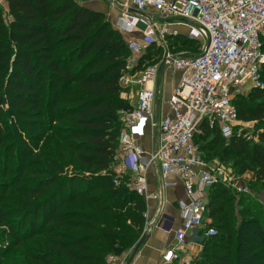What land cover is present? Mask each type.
I'll return each instance as SVG.
<instances>
[{"label":"trees","instance_id":"trees-1","mask_svg":"<svg viewBox=\"0 0 264 264\" xmlns=\"http://www.w3.org/2000/svg\"><path fill=\"white\" fill-rule=\"evenodd\" d=\"M3 1L0 119L20 149L13 148L16 159H7L9 149L0 154V227L9 239L0 264H112L136 246L147 222L146 202L113 183L119 112L132 109L119 86L127 45L80 0ZM167 40L198 44L179 35ZM160 57L159 48H147L133 72ZM260 80L233 99L238 119L260 127L256 141L234 133L226 140L203 123L194 143L204 161L231 160L264 190V65ZM234 200L220 183L208 190L216 235L200 241L199 264H264V211Z\"/></svg>","mask_w":264,"mask_h":264},{"label":"built area","instance_id":"built-area-1","mask_svg":"<svg viewBox=\"0 0 264 264\" xmlns=\"http://www.w3.org/2000/svg\"><path fill=\"white\" fill-rule=\"evenodd\" d=\"M111 1L124 8V15H137L120 17L116 22L119 28H140L141 33L139 41L127 45L130 54L119 80L122 100L130 104L132 90L136 92L132 109L119 112L125 127L115 151L113 183L119 185L125 175L123 184L132 192L145 202L152 198L160 204L147 226L163 225L173 235L175 244L163 252L162 264L184 263L187 260L181 255L191 249L189 246L201 250L200 241L216 235L207 216L208 190L221 181L206 168L194 136L205 123L209 128L217 127L228 140L236 126L247 124L238 119L233 99L242 95L244 87L252 89L262 84L264 0ZM178 27L185 28L186 33H179L175 29ZM178 35L201 42L200 53L171 54L166 38ZM151 44L161 48V60L133 72ZM162 61L164 69L178 74V81L163 101L170 115L158 118L155 103L162 89L161 81L157 85ZM150 172L157 180L153 193L148 191ZM172 177L181 183L184 192V200L177 203V226L161 212L165 192L176 184Z\"/></svg>","mask_w":264,"mask_h":264},{"label":"rangeland","instance_id":"rangeland-1","mask_svg":"<svg viewBox=\"0 0 264 264\" xmlns=\"http://www.w3.org/2000/svg\"><path fill=\"white\" fill-rule=\"evenodd\" d=\"M80 4L88 6L91 9H95V10L98 9L100 11H104L105 14H103V15L106 17L107 21L110 23L112 29L115 30L121 37H123L126 45H128V43L131 41H139L140 40L141 33H140V31H138V30H140V28H136L137 30L133 29L132 31H130V28H126V31H122L116 23L120 17L129 16L132 18H137V15H135L133 13H126V14H131V15H124L125 13H123V11L118 10L117 8L113 7L106 0H85L84 2H80ZM120 4L125 6L123 4V2ZM112 12L114 13V15L112 14ZM0 14L3 15L4 18L7 15V6L3 0H0ZM127 21H128V23L131 22V20H127ZM119 24H120V22H119ZM127 29L129 31H127ZM262 37L264 38V33H263ZM171 42L172 41H170V40L166 41V43H171ZM176 42H172V44H171L172 46L168 47V51L171 54L197 55L201 51V45H202L201 42H199L196 46H194L193 44H192V46H188L189 44H187V46H181V41H176ZM153 47L156 49L159 48L158 44H153L148 48L152 49ZM159 49H160V52L162 55V50H161V48H159ZM263 53H264V49H263ZM164 79L166 80L165 73H164V78H163V82L165 85ZM250 90H251V88L249 86H246L242 89L241 94L243 96H246V95H248ZM128 91L129 90L126 89V92H128ZM132 92L134 93V96H133L132 100H130V105H135V92H136L135 89L132 90ZM120 97H121V95H120ZM4 119L5 118L3 116H1V119H0V129H1L0 139H1V142L3 143V146L0 148V154L4 155L5 150L9 149L7 159L8 160L9 159H16V158H18V153H17L16 149H13V148L15 146H17L19 148L20 147L18 144L19 142H18V139L15 137V133H13L10 125L8 124V122H5ZM118 122H119L120 131H121L120 132V136H121L125 126L123 123V117H121L120 115H119ZM259 128L260 127L258 126V124L251 122V123H247L244 125L236 126L233 129V133L237 134V135H240V134L245 135L248 138V140H249V138H251V140L254 142V141H256V134H257ZM24 137L28 139V135H26ZM145 142H147V143H146V145L145 144L144 145L147 146L149 144V141L146 140V141H144V143ZM118 149H119V147H118V142H117L116 143V151H118ZM3 160H4L3 157H0V161L2 162ZM204 162H205V166L208 170L212 169L216 173V175L219 176V179L221 181L219 182V180H218V183H220L223 187H225L232 194L233 198L235 199L234 205H236L238 197L241 196V197L246 198L247 200H250V202L252 204L258 206L261 210L264 211V190L259 189L257 187H253V185H250V182L251 181L254 182L255 180H252L251 176L248 173H237L236 167H233L231 160L221 162L217 157H213V158H209V160L204 161ZM113 167H115V165ZM69 173H70V170H69ZM69 175H71V174H69ZM122 178H123L122 181L126 182V180H127L126 176L124 175ZM224 179L226 180L225 183H224ZM6 229H7V227H4V226L0 227V250H2L3 247H5L6 243L9 242L8 236H6L4 234ZM200 253H201V250L195 251V255L188 258L186 262L179 263V264H199L203 258L202 256L199 255Z\"/></svg>","mask_w":264,"mask_h":264},{"label":"crops","instance_id":"crops-1","mask_svg":"<svg viewBox=\"0 0 264 264\" xmlns=\"http://www.w3.org/2000/svg\"><path fill=\"white\" fill-rule=\"evenodd\" d=\"M84 4V3H83ZM85 6V5H84ZM91 9L88 6H85ZM118 9V8H117ZM92 11L99 12L105 14L104 11L91 9ZM120 10V9H118ZM114 15V13L112 12ZM111 15V14H110ZM179 33H186V29L183 27L175 28ZM181 36V35H179ZM164 73L166 75L165 85L163 82ZM178 81V74L172 73L170 70L164 69L162 78H161V94L158 96V99L155 103V113L156 117L161 118L162 116L170 115L169 108L167 104L163 101L169 98L172 89L175 87ZM146 144V143H145ZM148 191L149 193H153L156 190V176L153 175L152 172L149 173L148 177ZM172 181H175L176 184L174 187L167 189L164 195V200L162 204L161 212L172 221V223L177 226L180 223L177 203L180 200H184V192L181 183L174 177L171 178ZM147 204V211H146V228H147V240L143 243V245L139 248L138 252L136 253L135 257L133 258L130 264H162V254L163 252L170 247H173L175 242L173 240L172 233H168L163 229V225L159 227H149V222L152 218H154L155 214L158 212L160 208V204L154 200L150 199L146 202ZM148 225V226H147ZM144 233V232H143ZM188 237L191 236V233L188 232ZM189 251L183 252L182 257L186 260L191 256L195 255L196 247H191ZM133 249L124 253L120 257H114V264H128V260L132 253ZM179 264V263H178Z\"/></svg>","mask_w":264,"mask_h":264},{"label":"water","instance_id":"water-1","mask_svg":"<svg viewBox=\"0 0 264 264\" xmlns=\"http://www.w3.org/2000/svg\"><path fill=\"white\" fill-rule=\"evenodd\" d=\"M80 1H85V0H80ZM108 3H111L114 7L120 9V10H124L123 7H120L118 5H116L115 3H112L111 0H106ZM163 70H164V62L162 61L159 65L158 68V76H157V85L160 83L161 78H162V74H163ZM148 235L146 233V231L142 234L140 240L138 241V243L136 244V246L133 248V251L130 255V258L128 260V264H130L133 260V258L135 257L136 253L138 252L139 248L143 245V243L147 240Z\"/></svg>","mask_w":264,"mask_h":264}]
</instances>
